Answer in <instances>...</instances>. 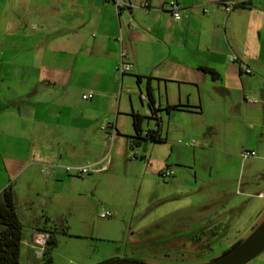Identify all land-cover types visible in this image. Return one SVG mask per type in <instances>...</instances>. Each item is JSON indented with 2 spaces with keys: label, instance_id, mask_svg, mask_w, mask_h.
<instances>
[{
  "label": "crops",
  "instance_id": "crops-1",
  "mask_svg": "<svg viewBox=\"0 0 264 264\" xmlns=\"http://www.w3.org/2000/svg\"><path fill=\"white\" fill-rule=\"evenodd\" d=\"M121 1L134 7L116 11L103 0H0V191L16 195L13 179L30 166L38 172L49 166L48 176L58 183L65 166L106 162L102 134L112 130H101L102 124L116 128L114 154L124 151L119 110L111 123L112 108H99L107 102L114 107L115 100L116 107H129L122 110L126 116L143 117L141 132L157 138L141 135L133 142L150 156L167 153V146L171 155L178 138H202L216 152V119L223 110L247 121L250 132L259 126L249 136L259 146L244 150L264 146V0H239L229 13L218 0H174L182 9L179 21L166 12L171 0H149L146 9V0ZM117 38L131 65L122 76L116 74ZM230 57L251 73L239 72ZM134 84L137 91L128 88ZM86 93L93 96L83 101ZM259 193L264 200V188ZM47 229L23 234L20 248L40 252Z\"/></svg>",
  "mask_w": 264,
  "mask_h": 264
},
{
  "label": "rangeland",
  "instance_id": "rangeland-1",
  "mask_svg": "<svg viewBox=\"0 0 264 264\" xmlns=\"http://www.w3.org/2000/svg\"><path fill=\"white\" fill-rule=\"evenodd\" d=\"M128 88L137 91L135 84ZM131 95L140 105L138 93ZM75 98L81 101L80 95ZM108 103L100 110L112 108L111 123L115 110H119L118 134L128 142L124 151L114 154L116 128L113 133L102 134L107 139L105 172L80 176L64 169L77 167L65 166V176L54 183L47 174L49 166L39 167V172L38 167L30 166L16 181L13 179L17 195L13 194L14 208L23 226L22 235L33 228L66 230L57 235L50 263L21 245L19 264H95L122 258L185 264L203 259L184 243L197 231V223L230 221L227 240L222 244L226 246L230 240L246 238L263 219L264 200L257 193L264 188V146L254 158L243 161L240 157L242 150L259 146L249 138L251 133L259 132V126H252L250 132L247 121H239L223 110L221 118L216 119V152L202 138L187 139V144L193 143L191 146L178 138L172 144L171 155H167V146V153L150 156L149 150H139L132 141V121L122 111L129 107H116V100L114 107ZM59 131L63 134L65 127ZM100 136L90 138L95 144ZM166 169L173 176L161 179L159 173ZM103 211L112 216L100 218ZM247 264H264V252Z\"/></svg>",
  "mask_w": 264,
  "mask_h": 264
},
{
  "label": "trees",
  "instance_id": "trees-1",
  "mask_svg": "<svg viewBox=\"0 0 264 264\" xmlns=\"http://www.w3.org/2000/svg\"><path fill=\"white\" fill-rule=\"evenodd\" d=\"M139 82L140 79L137 78V83ZM176 108L177 107H169V109ZM131 118L135 133L134 137H132V141L134 142L135 140L142 139L139 125L142 122L143 117L136 114H131ZM148 139L154 142L158 141L154 135H151ZM22 228L23 226L15 212L13 193L10 188L3 189L0 191V264H19ZM43 232L48 234V238L44 243V250L42 252L41 258H43L44 262L50 263V254L56 244L57 235L65 234L66 230L65 227L60 231L56 227H53L51 230ZM238 243L239 242H236L234 246Z\"/></svg>",
  "mask_w": 264,
  "mask_h": 264
},
{
  "label": "built area",
  "instance_id": "built-area-1",
  "mask_svg": "<svg viewBox=\"0 0 264 264\" xmlns=\"http://www.w3.org/2000/svg\"><path fill=\"white\" fill-rule=\"evenodd\" d=\"M103 1H112L115 5L116 11H119V8L123 5L125 8L129 9V8H133L134 6L130 3H124L121 0H103ZM206 1V0H203ZM219 6L220 8L226 12L229 13L232 10H234L235 8H237L238 6H240V1L239 0H218ZM148 4H149V0H146L143 3V8H148ZM166 12L169 14V16L171 17V19L173 21H179L182 18V9L179 7V5L176 3V1L171 0L167 3V9ZM205 12V11H204ZM131 27L135 26V23L132 22L130 24ZM117 43L120 45V49H119V61H118V65L116 67V74L119 76H122L124 74H127L130 72L131 69V65L129 63L126 62L125 58H126V54L125 51L122 49L121 47V39L117 38L116 39ZM230 63H236L237 64V68L239 70V72L244 73V74H250L251 71L243 64L238 63L236 57H230L228 60ZM93 94L92 93H86L84 95H82V99L84 100H90L92 98ZM141 100H145L144 96H141ZM251 103H255V100H250ZM158 116V115H157ZM107 128H110L112 130L113 133V126L110 124H105L104 126L101 127V130H105ZM141 135L143 137L149 138L152 134L151 131H143L141 132ZM112 137V135H111ZM180 143V142H179ZM186 146H191L193 143L190 142L189 144L185 143ZM240 157L241 159L244 161L245 159L248 158H254L256 157V153L254 151H248V150H242L240 153ZM65 172L69 173V172H74L77 175H87V174H91V173H95V172H104L107 169V163L106 162H102L99 164H95V165H86L83 167H77V168H69V167H65ZM159 176L161 179H167V178H171L173 176L172 171L170 170H163L159 173ZM263 193H258V197H262ZM112 214L108 211H103L99 214L100 218H107V217H111ZM48 238V234H45L43 236V245H42V250L40 252H36V257L41 256L42 252H43V248H44V243Z\"/></svg>",
  "mask_w": 264,
  "mask_h": 264
},
{
  "label": "flooded vegetation",
  "instance_id": "flooded-vegetation-1",
  "mask_svg": "<svg viewBox=\"0 0 264 264\" xmlns=\"http://www.w3.org/2000/svg\"><path fill=\"white\" fill-rule=\"evenodd\" d=\"M230 223V221H220V219L197 223V231L187 237L184 243L186 244V248H190L195 255L203 256V259L198 258L193 262L185 264H198L211 260L216 255L218 256V254L220 255L232 248L236 242H240L242 239H234L230 240L226 246L222 245L227 240ZM215 250L218 252L216 255L213 254Z\"/></svg>",
  "mask_w": 264,
  "mask_h": 264
},
{
  "label": "water",
  "instance_id": "water-1",
  "mask_svg": "<svg viewBox=\"0 0 264 264\" xmlns=\"http://www.w3.org/2000/svg\"><path fill=\"white\" fill-rule=\"evenodd\" d=\"M264 252V217L250 234L217 257L198 264H247ZM95 264H152L129 259H110Z\"/></svg>",
  "mask_w": 264,
  "mask_h": 264
}]
</instances>
